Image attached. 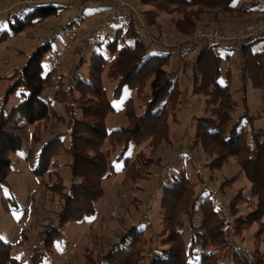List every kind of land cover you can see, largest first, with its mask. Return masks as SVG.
I'll return each mask as SVG.
<instances>
[{"label": "trees", "instance_id": "1", "mask_svg": "<svg viewBox=\"0 0 264 264\" xmlns=\"http://www.w3.org/2000/svg\"><path fill=\"white\" fill-rule=\"evenodd\" d=\"M233 1L142 0L160 11L182 14L174 23L177 31L186 36L195 33L203 14L216 8L231 10ZM256 4V1H249L241 5L233 16L247 15ZM62 7V4L56 3H36L22 9V12H8L4 18L9 30H0V41L55 16ZM126 15L129 16L127 27L119 25L113 35L106 34L105 39L96 40L100 43L98 47L105 45L104 51L95 52L90 60H86L85 56L78 60L76 82L66 90L60 88L55 91V101L66 103L67 117L57 113L51 101L44 96L53 82L55 70L45 72L42 61L52 50L56 36L45 39L31 53L28 62L8 76L13 81L0 105V185L8 182L13 162L23 152V137L14 129L29 124L33 130L25 153L26 160L33 173L56 177L52 184L45 186L53 195L58 194L62 201L54 217L56 221L41 230V245L32 249L30 258L33 264H42L44 259L49 258L55 241L63 235L68 222L81 221L84 216L96 213V202L105 195L106 179H111L118 172L123 174V181L149 177L152 173L149 169L151 159L141 151H135L133 155H127V151L133 145L140 146L148 138H152L153 143L163 138V134L169 136V115L183 101L179 96L182 92L176 83V71L166 67L171 65V56L189 55L193 45L185 43L174 49L169 46L167 49L154 47L148 33L145 37L137 29L138 22L132 12L113 17ZM262 39L264 37L244 43L240 53L221 43L199 46L190 82L191 95L204 98L203 108L209 114L195 120V146L199 144L212 157L209 164L211 170H222L230 158L237 159L251 182V196L245 197L244 188H239L231 196L228 213H225L212 199L217 194L208 190L209 187L197 191L198 183L182 170L179 177L175 176L171 183L163 186L160 195L162 229L159 234L162 247L150 256L151 264H264V250L258 246L249 250L234 243L236 236L243 235L255 224L258 225L256 239L262 241L261 235L264 234V129L255 128L254 118L258 114L251 113L246 95L242 112L236 118L232 117L238 110V102L233 97L230 82L221 78L223 61L229 56L226 54L224 57L221 51L226 49L235 52L242 60L241 89L246 91L249 79L253 87L264 90V53L254 52L252 48L255 42ZM88 62L90 67L84 73ZM104 72L115 81L112 99H120L127 88L136 93V98L144 101L142 112L138 113L135 98L127 97L124 113L129 122L112 130L107 128L106 121L117 107L104 86ZM17 91L23 99L7 108L10 95ZM77 110L81 111L80 116ZM50 118H55L51 126L53 133L43 140L42 129ZM246 121L250 122V127ZM61 122L66 124V130L54 131V126ZM66 134H69L70 142L67 147L63 139ZM106 141L112 145L103 151ZM61 151L71 156L68 165L72 180L68 187L55 159ZM114 152L115 157L112 156ZM238 180V175L224 178L219 184L221 192L232 188ZM203 182L200 177V183ZM199 200H202L200 207L197 206ZM241 202H249L252 211L246 215L239 214L238 204ZM186 218L189 237L185 231ZM146 232L138 225L126 228L122 237L113 242L106 252H98L96 256L92 251L86 253L87 264H143L149 256L146 252L151 242ZM12 249V243L0 238V264H21L13 257Z\"/></svg>", "mask_w": 264, "mask_h": 264}, {"label": "rangeland", "instance_id": "2", "mask_svg": "<svg viewBox=\"0 0 264 264\" xmlns=\"http://www.w3.org/2000/svg\"><path fill=\"white\" fill-rule=\"evenodd\" d=\"M29 0H0V30H9L8 22L5 18L8 12L17 11L19 8L29 7L19 2ZM40 4L56 3L62 4L55 16L49 17L34 26L26 28L24 31L14 35V37L0 41V105L3 102L6 89L12 83L10 76L16 68H21L28 62V59L34 49L44 43L45 39L56 36L52 50L45 56L43 62L45 72L54 71V79L50 87L45 91V98L54 97L56 90L63 88L66 90L73 85L76 80V64L84 55L90 60L95 52L104 51V46L98 47L100 44L97 39H105L104 36L112 34L118 25L126 24V16L115 18L111 15L110 8L113 0H35ZM129 3L130 7H126V12H132L137 20V29L145 37H150L154 47L166 48L167 46L178 48L181 44H190L195 47L204 32L219 30L227 35H235L245 33L247 30H252L253 27L264 23V18L241 30L227 31L221 29L222 25L210 23L205 29L195 31L189 36L177 31L174 20L177 17H182V14L175 12L160 11L151 4H145L142 0H124ZM144 4V5H143ZM143 5V6H142ZM145 8L153 9L160 13L156 18H151L145 15ZM21 11V10H20ZM22 12V11H21ZM227 12V13H226ZM209 16L219 18L223 14L230 16L228 10L216 8L209 11ZM206 14V13H205ZM4 15V16H3ZM204 15V14H203ZM233 16V15H231ZM225 17V16H224ZM199 22V21H198ZM198 24V23H197ZM127 25V24H126ZM64 28V29H63ZM111 32H107L109 30ZM53 33V34H52ZM148 33V35H147ZM113 35V34H112ZM259 46L260 50H264V39ZM87 43L89 44L86 49ZM102 44V43H101ZM200 45V44H199ZM198 45V46H199ZM167 49V48H166ZM84 50H86L84 52ZM170 64L177 60L175 54L171 56ZM183 67L179 72L178 87L181 89L180 98H183L181 103L176 105L174 113L169 115V136H164L159 141L151 142L152 138L145 140L140 146H132L128 149L127 155H133L135 151L145 153L151 160V174L148 178H142L135 181H123V174L118 172L111 179L104 181L105 195L96 202L97 211L94 215L84 216L81 221H71L65 226L63 235L58 238L53 247L49 258L44 259L42 264H87L86 253L92 251L94 256L98 252H106L113 242L120 239L124 230L128 227L138 225V227L147 230L146 235L151 242L147 247L148 258L143 264H151L150 256L154 252L161 250L160 231L161 226V211H160V195L163 186L171 183L173 178L179 177L182 170L186 171V175L193 181L197 182V191L205 187L208 190L217 194L213 196L217 206L222 207V211L228 213V203L231 196H234L239 188H244L245 197L251 196V182L241 166L237 163V159L230 158L229 163L223 166L222 170H211L209 164L212 162V157L206 154L203 148L196 144V125L197 117L209 115L204 111L203 97L191 95V68L193 61L196 58L184 54ZM186 63V65H184ZM234 63V64H232ZM241 63L242 60L232 61L229 69L223 71L222 79L230 82L232 94L237 100V112L232 114L236 118L243 110V98L246 95L247 106L250 107L251 113L258 114L254 118L255 128L264 129V90L253 87L251 80H248L247 89H241ZM225 64H223L224 66ZM171 66V65H169ZM167 66L166 69L170 67ZM185 66V67H184ZM89 62L84 67L83 71L88 70ZM86 70V72H87ZM104 86L108 91L109 98L112 99L115 81L110 79L104 72ZM245 94H244V93ZM78 95V93H75ZM20 91L10 95L7 101V108H10L23 98L20 97ZM134 91L124 89L122 99H112L114 106L117 107L115 113L109 114L106 125L109 130L119 126H126L129 122L125 115V100L127 97L135 98L136 111L142 112L143 100L136 98ZM54 103L58 106L57 113L66 115L65 104ZM70 103L67 102V104ZM188 108H195L189 110ZM80 110L76 113L80 116ZM55 122V118H50L47 126L42 129L43 140L48 139L50 133H53L51 127ZM250 127V122L246 121ZM66 124L61 122L57 124L54 131L66 130ZM119 125V126H118ZM247 126V127H248ZM43 124L41 125V128ZM60 128V129H59ZM32 126L24 128H15L14 131L20 133L23 137V152L19 153L18 157L13 162V171L7 179L6 184L0 185V238L10 242L13 245L12 254L21 264H33L31 260V252L35 246L42 243L41 230H44L47 225L56 221V212L60 208V197L53 195L48 190L49 184H52L56 177H42L31 171L28 161H25V153L30 144ZM69 134L64 136L65 147L69 145ZM112 145L106 141L103 146V151L107 150ZM120 149V146L118 147ZM116 149L117 151H119ZM69 155V154H68ZM113 157L116 153L112 154ZM14 157V158H16ZM68 156L66 152L61 151L57 160V168L61 171L64 178V183L68 187L71 184L72 175L70 172ZM28 164V165H27ZM238 175L239 180L234 183L233 187L226 188L221 192V182L226 177ZM200 177L204 182L200 183ZM48 184L46 187L45 185ZM206 190V189H205ZM30 192L34 193L31 197ZM206 193V192H205ZM7 198V199H6ZM202 200H199L197 206L200 207ZM239 214L246 215L253 209L249 202H241L238 204ZM199 217L196 221L199 222ZM185 231L189 237L190 230L188 219H185ZM258 225L246 230L243 235L235 237L234 243L243 246L246 249L254 250L255 247L264 250V234L261 239L257 240ZM94 250V251H93ZM11 264V263H7Z\"/></svg>", "mask_w": 264, "mask_h": 264}, {"label": "crops", "instance_id": "3", "mask_svg": "<svg viewBox=\"0 0 264 264\" xmlns=\"http://www.w3.org/2000/svg\"><path fill=\"white\" fill-rule=\"evenodd\" d=\"M249 1H256L257 2V4L254 7H252V10H251L250 13H248L247 15L240 16V17L239 16H231V15L235 14L237 8H239L243 4L249 3ZM22 9H24V8H19V9H17V11L16 10H14V11L15 12H19ZM144 11H145V15L146 16H150L151 17V18H148V19H153V18H156V16L160 15L159 12H157V11H155L153 9L145 8ZM228 12L230 13V16H228L226 14V15H224L225 16L224 17V16H222L223 14H221V15L218 16L219 18L211 17V16H209V13L208 14L207 13L204 14L203 16H201L202 18H201V20H199V22L197 24V29H195L196 32L199 31V30L205 29V28H207L209 26H213V25H208V22H210L211 24L215 23V24L222 25L220 28L221 29H225L227 31L241 30V29H243L245 27H248V26H250V25H252V24H254L256 22H259L260 20H262L264 18V0H234L232 2V9L228 10ZM2 18H4V17H2ZM128 19H129V16L126 15L125 20L127 21L126 22L127 25L126 24H122L123 27H127L128 26V21H129ZM114 29H111V31L114 30ZM111 31H110V29L107 30V32H111ZM259 44H260V42H258V41L253 44V46H252L253 51L254 52H263L264 53V50H260V49L257 48L259 46ZM87 47H89L88 43H87L86 49H88ZM85 51L86 50H84V52ZM221 52H222V55H224V57L226 56V54L229 55L223 61V64H225L222 67L223 68L222 69V74H223V71L226 70V69H229L231 62L232 61L233 62L237 61L239 59V56L235 52H232V51H229V50L226 51V49L222 50ZM182 56L183 55L175 54V57L177 58V60L174 61V63L171 64V66H169V67L174 68V70L176 71L175 75L177 77V81L179 79V72H181L180 69L183 67L182 66L183 65V57ZM86 60H88V59L86 58ZM232 64H234V63H232ZM85 72H86V70L84 71V73ZM225 80H226V78L222 79V81L226 82ZM20 97H22V96H20ZM47 100L51 101V104L53 105L54 109L57 111L58 106L54 103L55 98L54 97H52V98L49 97V98H47ZM55 102H58V101H55ZM188 109L192 110V111L195 110V108H188ZM26 126H30V125L29 124H24V125L19 126L18 128L20 129V128H24ZM31 126H30V128H31ZM67 156L69 157L67 162L70 163L71 156L68 155V154H67ZM25 161H26V156H25Z\"/></svg>", "mask_w": 264, "mask_h": 264}, {"label": "built area", "instance_id": "4", "mask_svg": "<svg viewBox=\"0 0 264 264\" xmlns=\"http://www.w3.org/2000/svg\"><path fill=\"white\" fill-rule=\"evenodd\" d=\"M36 3H38L35 0H29L25 2H19L17 5L20 6L21 4H25L27 6H33ZM130 7L129 3H127L124 0H113L112 6L110 8V12L112 16H121L122 14L126 13V7ZM197 44L199 46L207 44V43H221L224 44L225 46L230 47L233 51L236 53H240L241 46L250 41V40H255L257 38H262L264 37V23L259 24L258 26H255L247 30L245 33L242 34H235V35H227L224 34L223 32L219 30H212L208 32H204L201 34ZM196 45L194 48L191 49L190 53L192 56H197V48L199 47ZM30 196L32 197L34 193L30 192Z\"/></svg>", "mask_w": 264, "mask_h": 264}]
</instances>
